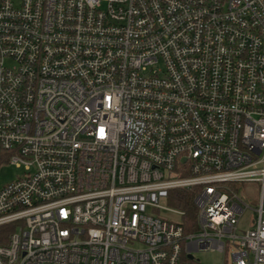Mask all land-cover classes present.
<instances>
[{
	"label": "built area",
	"instance_id": "obj_1",
	"mask_svg": "<svg viewBox=\"0 0 264 264\" xmlns=\"http://www.w3.org/2000/svg\"><path fill=\"white\" fill-rule=\"evenodd\" d=\"M7 167L0 264H264V0H0Z\"/></svg>",
	"mask_w": 264,
	"mask_h": 264
},
{
	"label": "rangeland",
	"instance_id": "obj_2",
	"mask_svg": "<svg viewBox=\"0 0 264 264\" xmlns=\"http://www.w3.org/2000/svg\"><path fill=\"white\" fill-rule=\"evenodd\" d=\"M20 174V171L16 167H7L2 168L0 171V179L2 183L11 182L16 178L17 175ZM247 198V202L251 204V207H255L257 205V195L258 190L260 189V185L258 184H251L250 186L239 185L238 186ZM167 214V213H166ZM165 212L162 213V216H166ZM248 216H252V213H247L246 219ZM174 221H178V217L172 216ZM196 258L200 260L201 264H225L226 258L224 255L217 251H207V252H200L196 254Z\"/></svg>",
	"mask_w": 264,
	"mask_h": 264
},
{
	"label": "trees",
	"instance_id": "obj_3",
	"mask_svg": "<svg viewBox=\"0 0 264 264\" xmlns=\"http://www.w3.org/2000/svg\"><path fill=\"white\" fill-rule=\"evenodd\" d=\"M177 193V202H173V204L179 208L182 209L186 212V215L184 217V223L185 227H187V231H190V229H188V225L191 223L195 225V221H196V209L194 206V194L191 192H186V191H180V192H176ZM187 224V225H186ZM5 231V230H3ZM2 230H0V232L3 233ZM2 241H0L1 243Z\"/></svg>",
	"mask_w": 264,
	"mask_h": 264
}]
</instances>
